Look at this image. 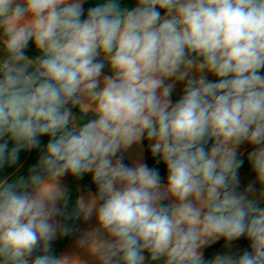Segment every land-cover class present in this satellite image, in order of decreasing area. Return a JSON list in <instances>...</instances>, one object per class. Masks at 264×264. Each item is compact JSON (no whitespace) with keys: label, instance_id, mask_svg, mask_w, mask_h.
Wrapping results in <instances>:
<instances>
[{"label":"clouds","instance_id":"obj_1","mask_svg":"<svg viewBox=\"0 0 264 264\" xmlns=\"http://www.w3.org/2000/svg\"><path fill=\"white\" fill-rule=\"evenodd\" d=\"M85 3L0 0V171L15 167L0 177V264H264V0ZM145 140L164 184L118 155ZM245 143L255 180L238 191ZM87 174L96 191L69 213L62 178ZM93 218L75 242L89 259L53 253L67 221ZM241 237L249 250L204 258Z\"/></svg>","mask_w":264,"mask_h":264},{"label":"crops","instance_id":"obj_2","mask_svg":"<svg viewBox=\"0 0 264 264\" xmlns=\"http://www.w3.org/2000/svg\"><path fill=\"white\" fill-rule=\"evenodd\" d=\"M134 6H135V0L132 1L130 8L134 7ZM262 72H264V70H262ZM104 73L106 75L110 74L107 67L105 68ZM207 78L210 81L215 80V77L212 76L211 74H207ZM168 82L171 83V81H168ZM183 88H184L183 82H177L176 83L174 91H173L172 96H171V99L173 102H175V100H178L181 97V95L183 94ZM47 139H48L47 137H42L41 138L42 143H46ZM252 150H253L252 146L247 144V143L241 145L240 148L238 149V151L242 154L241 157H247V153L252 151ZM39 154H40L39 150H36V149L31 150V151L22 150L20 152L18 163L21 166V172H20L21 175L26 174L27 170L37 162ZM118 155H122L124 157V163L127 164L128 166H135L138 163H145L146 164L145 146H144L143 142L139 145H132L130 148L122 151ZM14 170H15V167H11V168L6 167L4 170L0 171V177L8 175L9 173L13 172ZM238 175H239V179H240V185H239L238 191H243L244 188H246V186L249 183H252L255 180V175L252 171L238 170ZM71 177H72L71 175H66L65 177H63L62 181H61L62 184H64L67 187ZM87 193H83V195H86ZM170 202L171 201L168 200V201H165L164 203L167 204ZM94 223H95L94 218L92 220L87 221V222L82 220V223H81L79 229L77 230V232L75 233L73 238L70 240L68 246L66 247V249L63 253L64 254H72L73 252H76L82 258L89 259V257L87 256L86 253L82 252L80 249H78L76 247L75 242L80 237V235L83 232H85L86 230L90 229L94 225ZM60 238L61 237H57V239H55V240H58ZM218 242L219 241H217L216 243H214L212 245H215ZM212 245H209L206 248H204L202 250L203 254L205 253L207 248H209ZM225 252H231L233 254H240L243 252V248L239 244H236V243H232L230 246H227V247L224 244L219 250H216L212 253V257H214L217 254H222Z\"/></svg>","mask_w":264,"mask_h":264},{"label":"trees","instance_id":"obj_3","mask_svg":"<svg viewBox=\"0 0 264 264\" xmlns=\"http://www.w3.org/2000/svg\"><path fill=\"white\" fill-rule=\"evenodd\" d=\"M133 0H123V3L125 5H127L128 7L131 6ZM96 2L92 1V0H86V3L84 5L85 11L89 8V7H93L95 6ZM27 55L30 56H34L37 53L34 51V46L32 44V42H29L28 47L25 50ZM262 74H264V72H262ZM216 79V78H215ZM177 100H175L176 102ZM73 111L76 113V115L79 117L80 113L78 111V109H73ZM150 142L145 140L143 141V144L145 146V154H146V164L148 165V167L150 168H156L159 170L160 175H161V183L164 184L166 183V168L165 165L163 164V162H157L159 160L158 157H153L151 155L150 152ZM10 146H11V142H10ZM241 159L244 161L241 168L239 170H244V171H251V166H250V162L247 160V157H241ZM67 188L69 189V204H68V209L67 211L70 213L73 209V201L74 199L78 196V195H82L83 193H87V192H95L96 191V187L95 185L91 182V175L87 174L85 175L82 179H76L75 177H71L69 184L67 186ZM68 225L70 227L73 228V232L65 237H61L58 240H55L52 242V251L54 254H59V253H63L66 249V247L68 246L70 240L73 238V236L75 235V233L77 232V230L79 229L81 223H82V219L80 220H69L67 221ZM232 243H236L239 244L242 248L243 251L249 250L250 247V243L249 241H247L244 237H241L239 240L237 241H233ZM225 244V241L223 239L219 240V242L215 245L210 246L209 248H207V250L204 253V258L206 260H209L212 257V253L216 250H219L223 245Z\"/></svg>","mask_w":264,"mask_h":264},{"label":"rangeland","instance_id":"obj_4","mask_svg":"<svg viewBox=\"0 0 264 264\" xmlns=\"http://www.w3.org/2000/svg\"><path fill=\"white\" fill-rule=\"evenodd\" d=\"M92 1H94L96 3H102V2H104V0H92Z\"/></svg>","mask_w":264,"mask_h":264}]
</instances>
